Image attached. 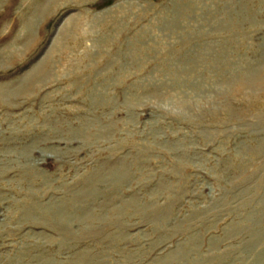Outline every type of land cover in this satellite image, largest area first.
I'll use <instances>...</instances> for the list:
<instances>
[{"label": "rangeland", "instance_id": "374dc122", "mask_svg": "<svg viewBox=\"0 0 264 264\" xmlns=\"http://www.w3.org/2000/svg\"><path fill=\"white\" fill-rule=\"evenodd\" d=\"M0 264H264V0H0Z\"/></svg>", "mask_w": 264, "mask_h": 264}]
</instances>
